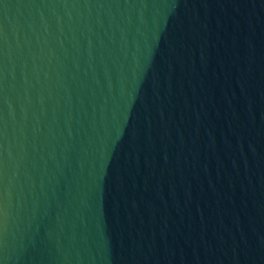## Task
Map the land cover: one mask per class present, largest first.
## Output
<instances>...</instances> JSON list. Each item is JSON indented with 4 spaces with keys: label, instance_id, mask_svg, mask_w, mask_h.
Returning <instances> with one entry per match:
<instances>
[{
    "label": "water",
    "instance_id": "95a60500",
    "mask_svg": "<svg viewBox=\"0 0 264 264\" xmlns=\"http://www.w3.org/2000/svg\"><path fill=\"white\" fill-rule=\"evenodd\" d=\"M0 264H264V0H0Z\"/></svg>",
    "mask_w": 264,
    "mask_h": 264
}]
</instances>
